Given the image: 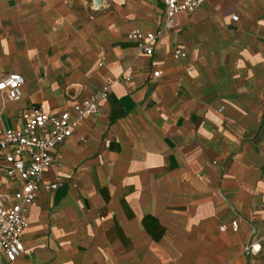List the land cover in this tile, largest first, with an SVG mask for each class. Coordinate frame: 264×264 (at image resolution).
Instances as JSON below:
<instances>
[{
    "label": "crops",
    "instance_id": "1",
    "mask_svg": "<svg viewBox=\"0 0 264 264\" xmlns=\"http://www.w3.org/2000/svg\"><path fill=\"white\" fill-rule=\"evenodd\" d=\"M165 17L162 0H0V75L25 78L18 100L0 93V132L116 81L0 264H264V0H206L143 54L132 32ZM8 168L0 149L5 194Z\"/></svg>",
    "mask_w": 264,
    "mask_h": 264
},
{
    "label": "built area",
    "instance_id": "2",
    "mask_svg": "<svg viewBox=\"0 0 264 264\" xmlns=\"http://www.w3.org/2000/svg\"><path fill=\"white\" fill-rule=\"evenodd\" d=\"M166 17L161 29L153 33L132 32L140 52L152 55L160 34L171 30L180 13H193L206 0H162ZM183 53L177 50L175 55ZM185 55V54H184ZM160 71L154 72L158 77ZM116 81L107 82L86 100L74 105L75 115L68 110L59 114L33 108L23 113V124L19 128L0 132V149L3 159L9 164L6 174L15 178L19 186L11 194L0 192V250L9 261H16L24 252V233L28 228V210L42 191L56 190L59 183H44V174L52 165L60 167L62 160L56 149L73 133L78 123L86 116L96 115L100 103L105 100ZM25 78L19 73L0 75V93L7 100H18L22 96ZM237 231L239 221L230 224ZM220 230L229 228L221 224ZM252 250H256L254 247Z\"/></svg>",
    "mask_w": 264,
    "mask_h": 264
}]
</instances>
